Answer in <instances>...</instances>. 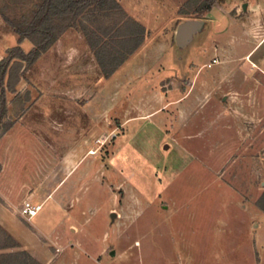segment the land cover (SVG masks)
Instances as JSON below:
<instances>
[{"label": "rangeland", "instance_id": "374dc122", "mask_svg": "<svg viewBox=\"0 0 264 264\" xmlns=\"http://www.w3.org/2000/svg\"><path fill=\"white\" fill-rule=\"evenodd\" d=\"M116 1L147 34L114 72H102L90 38V30L112 37L113 19L97 21L89 9L24 62L15 92H6L0 204L20 216L25 200L43 205L52 196L34 219L47 231L60 216L52 234L38 235L42 264H264V74L251 57L236 56L249 47L229 16L239 0L216 3L201 17L190 13L195 0ZM41 3L0 0V59ZM186 18L213 19V28L179 59L174 31ZM215 37L231 39L228 58L209 54ZM20 46L27 52L33 44ZM207 55L220 63L201 66ZM192 66L211 74L212 99L177 140L161 141V115L138 116L156 109L157 92L175 77L182 92L193 87L197 74L185 72ZM225 66L231 74L221 87L214 72ZM16 244L0 228V264H41L15 262L23 259Z\"/></svg>", "mask_w": 264, "mask_h": 264}, {"label": "crops", "instance_id": "0c3cea01", "mask_svg": "<svg viewBox=\"0 0 264 264\" xmlns=\"http://www.w3.org/2000/svg\"><path fill=\"white\" fill-rule=\"evenodd\" d=\"M243 5H245V8L242 7ZM229 16L231 19H235V23L237 22L236 24L242 31L241 36H243V38L239 37L241 38V40H239V43L243 42L244 44L246 43L249 46L248 49L242 54L236 55L237 58H246L250 60L251 57V63L255 67L254 69L264 74V0H239L235 15L229 14ZM207 19L211 23V28L209 30L211 32V29L213 28V19ZM230 41L231 39L218 40V37H215L213 39L214 45L209 54H219V56L222 58H228L229 52H231V50L235 47L232 43H230ZM212 50H216L217 52L213 53ZM213 57L218 58L217 56H212L210 58V56L208 57L207 55L201 66L210 69L220 63L217 62L215 64H212L210 67H207L205 63L211 62ZM196 69H198L196 66H192L185 71L189 76L197 74L198 78L197 81H195L193 87H188L186 91L182 92L179 88V77H175V83L172 84L171 88L167 90H159L157 92V99L155 101L153 100L155 102L154 107H156V109L153 111L149 110L147 111V113L138 116V118L140 117V119L148 120L156 115H161L158 123L155 126L156 133H158V137L161 141H164L165 139L177 140L180 131L179 129L181 128V126H185L187 128L188 126H190V124L192 125L191 119L196 115L194 113L199 112L203 107H207L206 104L212 99L214 90L205 88L207 86H213H211V83L208 82L210 80L209 77L211 74L201 73L203 70ZM217 71L221 76L220 80H217L218 82H220V86L222 87L224 85H227L229 81L228 77L231 74V71L227 68V66L215 68L214 74L217 73ZM237 73L240 74L239 72ZM201 79L204 80L203 83H200ZM205 81H207L208 83ZM204 92H208V98L205 97ZM222 100H224V98ZM217 105L219 104L217 103ZM134 118L137 117H132L129 120H132ZM129 120H127V123L130 122ZM170 120L171 122L169 127L168 123ZM184 135L187 139H190V137L192 138V134H190V132H185ZM176 144L180 147L179 142ZM180 148L182 150L185 149L182 147ZM171 150L173 151L171 155L175 154L174 145L173 147H171ZM172 158L174 159L172 164L175 165V155H173ZM183 159L185 158L183 157ZM49 201H52V196L47 197V199L43 202L40 211L31 220L21 218L22 216H19V214L15 210H9L4 205L0 204V228L5 231L6 234L10 235L14 239V241H17L18 245H16L19 246V250L16 251V254L20 255L21 258H23L22 260H16L15 262H29V260H31L32 262L37 261L42 264V260L40 258L42 257L44 250L40 242L38 241V235L44 236L52 234V230L55 231V227L60 223V213H58L59 220L57 222V225H53V227H51L47 231L45 230V228L43 229V227H40L42 226V224L39 220V223H34V219L45 208V205ZM55 210H57V207H55Z\"/></svg>", "mask_w": 264, "mask_h": 264}, {"label": "trees", "instance_id": "16d2710c", "mask_svg": "<svg viewBox=\"0 0 264 264\" xmlns=\"http://www.w3.org/2000/svg\"><path fill=\"white\" fill-rule=\"evenodd\" d=\"M224 0H195V17L207 14L216 3ZM97 10L96 20L113 19V36L107 31L97 35L90 30L91 48L105 76H109L143 42L147 31L133 17L127 15L116 0H42L30 19H24L22 28H15L17 44L7 48L0 59V119L6 113V92H15L24 62L35 60L42 51L52 45L61 34L84 15L87 10ZM188 13V12H184ZM5 21L9 22L7 17ZM110 27H105L108 30ZM28 39L33 47L25 52L20 43ZM264 197V193H263ZM260 203V202H259ZM264 209V202L259 204Z\"/></svg>", "mask_w": 264, "mask_h": 264}, {"label": "water", "instance_id": "95a60500", "mask_svg": "<svg viewBox=\"0 0 264 264\" xmlns=\"http://www.w3.org/2000/svg\"><path fill=\"white\" fill-rule=\"evenodd\" d=\"M245 8V5H243ZM211 27L210 21L201 18H186L180 21L174 31L175 54L180 59L181 54L189 47L197 35L205 34Z\"/></svg>", "mask_w": 264, "mask_h": 264}, {"label": "built area", "instance_id": "2783aa9c", "mask_svg": "<svg viewBox=\"0 0 264 264\" xmlns=\"http://www.w3.org/2000/svg\"><path fill=\"white\" fill-rule=\"evenodd\" d=\"M218 62V59L216 57H213L211 62L206 63L205 65L207 67H210L212 64H215ZM42 204H36L31 202L30 200H25L20 209V215L25 218L26 220L32 219L41 209Z\"/></svg>", "mask_w": 264, "mask_h": 264}]
</instances>
